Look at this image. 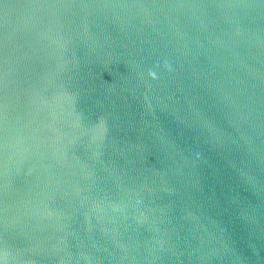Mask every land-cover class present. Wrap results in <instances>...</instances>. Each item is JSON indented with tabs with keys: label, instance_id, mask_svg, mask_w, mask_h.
Wrapping results in <instances>:
<instances>
[{
	"label": "water",
	"instance_id": "1",
	"mask_svg": "<svg viewBox=\"0 0 264 264\" xmlns=\"http://www.w3.org/2000/svg\"><path fill=\"white\" fill-rule=\"evenodd\" d=\"M0 264H264V0H0Z\"/></svg>",
	"mask_w": 264,
	"mask_h": 264
}]
</instances>
